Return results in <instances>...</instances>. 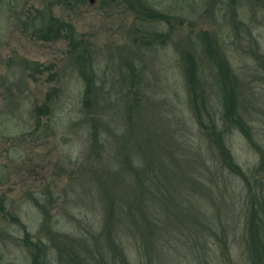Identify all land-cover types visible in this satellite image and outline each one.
<instances>
[{
  "label": "rangeland",
  "instance_id": "obj_1",
  "mask_svg": "<svg viewBox=\"0 0 264 264\" xmlns=\"http://www.w3.org/2000/svg\"><path fill=\"white\" fill-rule=\"evenodd\" d=\"M135 1L0 0V264H126L116 248L129 264H251L249 187L264 223V0H143L170 23ZM213 56L229 64L251 127V140L232 126L223 137L248 180L220 164L202 130L224 128ZM126 156L158 176L143 194L149 223H138Z\"/></svg>",
  "mask_w": 264,
  "mask_h": 264
},
{
  "label": "trees",
  "instance_id": "obj_2",
  "mask_svg": "<svg viewBox=\"0 0 264 264\" xmlns=\"http://www.w3.org/2000/svg\"><path fill=\"white\" fill-rule=\"evenodd\" d=\"M59 1V0H58ZM130 1V0H128ZM137 4V7L139 9V13H141L145 18L147 19H156L163 21L165 23H170L169 21V16H167L164 13L161 12H156L154 14V10H152L150 7H148L143 0H136L135 1ZM141 16V17H143ZM53 19V18H52ZM51 23V21L49 22ZM48 23V24H49ZM54 25L49 24L46 26L47 29H51ZM184 62H185V74H186V81L188 82L189 86L192 87L195 85V83L198 82L197 79V74H196V61L195 58L189 54L186 53L183 57ZM214 63H216V66L218 68L219 74L221 76V81H222V93H223V105H224V111L223 115L221 117V121L224 124V128L222 130H218L217 128V121L212 120V123L210 126L204 127V123L201 120V114L196 115L198 123L202 130L204 131V135L210 139L211 142H214V144L217 147V150L219 152V157H220V164L226 167L231 173L242 177V179H246V173H244L243 169L235 162L231 151L229 147L225 144L223 137L226 132H229L232 127H237L241 133H243L248 139H252L251 137V127L249 123L243 119L241 114H238V110L236 107L235 103V93L234 89L231 86H228V82H231V70L230 67L228 66L229 64L224 60L222 62V59H220V56H213L211 57ZM84 67V66H82ZM89 66L85 67L84 71H82V76L84 79V94H83V102L84 105L87 106L88 109V114L87 115L88 119L86 122L89 121V126H90V141L91 145L93 147V151H95L97 154H95L97 157H99V153L97 150V144L99 143L100 146L102 147L103 143L100 142L101 138L99 137V131L97 130V113H98V108L100 107V99L98 96V93L96 92L97 90V85L96 82L91 78V72H90ZM196 89L197 88H192L189 90H192L193 96H192V103L194 97H196ZM135 107L137 105H134ZM195 106V104H194ZM200 113V112H199ZM98 134V135H97ZM100 138V139H99ZM252 143V142H251ZM254 146H256L254 143H252ZM257 148V146H256ZM264 156H262V160ZM129 161V162H128ZM132 163V164H131ZM125 167L130 169V177L131 180L129 179L128 182L131 183L132 188H135L137 191V188L139 189V193L141 194H136L140 196L137 199V204L139 203L142 208H140L137 213H140L138 215V223H149L148 218H147V211H143V208L146 209L147 207L149 208L150 205L147 201H145V198H143V194L148 189L147 195L150 194V190H152L154 187H158L159 179L157 175H154L153 177H148L140 169V165L138 164L136 168H134L133 162L129 160V158L126 156L125 160ZM124 174V172H122ZM127 176V175H125ZM148 180L146 187L145 182ZM249 182V181H248ZM156 184V185H155ZM250 184V183H249ZM103 191L104 189L108 190L106 186L103 185L102 187ZM250 191V196H249V202H250V214L248 217V223H249V245L252 248V255H251V264H264V223L261 221V218L259 217L258 210L256 209V203H254V196L251 194H258L255 192L251 187H249ZM109 196V193L106 194ZM260 195V194H259ZM256 196V195H255ZM151 197H153L151 195ZM113 199L110 198L108 200V208H107V213H108V218L111 221V216H112V211L116 210L115 209V204H113ZM258 201V200H257ZM122 203H124L123 198H122ZM119 252H121V256L123 261H125L126 264H129V257L126 252L123 253L124 248H116Z\"/></svg>",
  "mask_w": 264,
  "mask_h": 264
},
{
  "label": "water",
  "instance_id": "obj_3",
  "mask_svg": "<svg viewBox=\"0 0 264 264\" xmlns=\"http://www.w3.org/2000/svg\"><path fill=\"white\" fill-rule=\"evenodd\" d=\"M92 1V0H91Z\"/></svg>",
  "mask_w": 264,
  "mask_h": 264
}]
</instances>
